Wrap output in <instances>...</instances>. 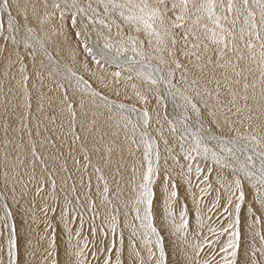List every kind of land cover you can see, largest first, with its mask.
Masks as SVG:
<instances>
[{
	"label": "snow or ice",
	"instance_id": "6c2138e0",
	"mask_svg": "<svg viewBox=\"0 0 264 264\" xmlns=\"http://www.w3.org/2000/svg\"><path fill=\"white\" fill-rule=\"evenodd\" d=\"M0 213V264H264V0H0Z\"/></svg>",
	"mask_w": 264,
	"mask_h": 264
},
{
	"label": "rangeland",
	"instance_id": "374dc122",
	"mask_svg": "<svg viewBox=\"0 0 264 264\" xmlns=\"http://www.w3.org/2000/svg\"><path fill=\"white\" fill-rule=\"evenodd\" d=\"M21 2L23 3V0H21ZM5 19H6V15H5ZM74 39V38H73ZM52 51V54L61 61V63H67L69 64L71 67H73V69L75 71H77L80 75H83L84 78L86 80H89L90 83H93L96 78L95 77H90L88 72L84 69L83 65H82V61L87 60L88 65L91 69L95 70L96 69V65L95 63L91 60L90 57H87V55L85 53H83L82 51L78 52V55L76 57V60L73 61L71 53L65 48L64 50H56L55 47L53 46V48L50 49ZM119 69L115 66V65H106L103 66L102 71L105 75H108V78L110 79V73L114 72V71H118ZM46 83H50V81H46ZM93 86L95 87L96 84L93 83ZM105 94L110 95L111 96V92L106 91ZM129 95H131V92L129 91ZM112 98L114 99H118L120 101H123L125 103L128 104H135L137 107H142V105L136 100L135 97H133L132 100H124L123 95L119 98L112 96ZM151 100V98H150ZM154 109H156V103L154 100H151L149 106H148V110L149 112L153 115V128H155V113H154ZM161 112V117H163V109H158ZM165 127H167L165 125ZM160 149H161V155L162 157L166 156L167 153L164 151V145L161 142L160 143ZM177 153H178V148L176 149ZM140 153H136V158H139ZM126 159L129 161V163L132 162L133 158L127 157ZM183 159H181V163H183ZM161 163H163V160L161 161ZM169 165H172V161L169 160ZM126 176L128 175V173L125 174ZM80 192L83 193V189H80ZM158 195L160 192V189L158 187L157 189ZM183 189L181 190V195L183 196ZM213 195H215V193H213ZM208 199L210 200L211 197H208ZM191 206V205H190ZM15 209V206H14ZM0 215H2V213H0ZM58 216V213H57ZM241 217H242V224H241V230L242 233L244 234V240H243V245L244 247L242 248V253L244 252L245 249L248 248V245L252 239L251 236V232H254L257 230V228H260L261 226H254L251 230H249V224L252 221V217L251 215L247 212V210H242L241 213ZM13 219L16 222V228H17V234L19 237V243L21 246V253L23 254V248L24 245L26 243L27 240L32 239L33 242L35 243L36 240L39 238V236L41 234H43L44 232V225L43 224H39L37 225L36 223H33L27 216H24L22 214V211L20 210H14V215H13ZM54 226L56 228V235H57V243L58 245L61 247V249L63 248V232H62V228L63 226L60 225L59 223H55L54 222ZM264 230V229H262ZM257 243H259V241L257 240ZM6 244V240L5 238H0V246H3ZM46 246V242H41L39 247L43 248ZM128 246V232L127 230H125V247L127 249ZM23 258V257H22ZM242 259L246 258L245 256L242 255L241 257ZM176 256L175 254H171L169 257V261L171 264L172 260H175Z\"/></svg>",
	"mask_w": 264,
	"mask_h": 264
}]
</instances>
